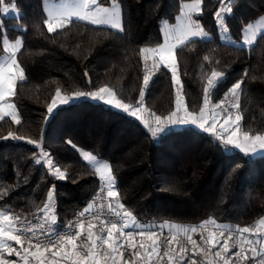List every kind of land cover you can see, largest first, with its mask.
<instances>
[{"label":"trees","instance_id":"trees-1","mask_svg":"<svg viewBox=\"0 0 264 264\" xmlns=\"http://www.w3.org/2000/svg\"><path fill=\"white\" fill-rule=\"evenodd\" d=\"M43 1L0 2V9L3 3L13 2L20 11L17 17H2L0 11V56L5 53V40L21 39L17 60L25 72V80L18 81L10 97L21 123H13L10 117L0 120V211L23 218L42 213L53 185L57 217L53 226H62L85 209L100 179L82 159L81 149L108 162L120 202L140 225L191 227L213 219L218 225L254 229L264 217V154L225 147L191 126L167 127L165 133L153 137L136 118L85 97L57 107L51 115L47 112L57 89L72 95L107 86L118 99L132 105L141 100L144 89L143 108L152 127L151 113L168 116L176 107L178 84L173 85L171 72L160 66L145 87L146 65L140 50L161 44V22L172 21L183 2L196 0H115L122 31L72 19L54 33L44 25ZM226 3L231 12L224 24L233 40H240L247 23L264 16V0ZM200 4L202 14L196 16L202 18L211 37L193 38L176 49L184 107L200 112L208 78L213 70L220 71L225 76L212 90L210 103H236L225 93L242 80L235 109L242 117L240 127L250 135L264 134V32L247 47L225 42L213 20L225 3L200 0ZM9 132L24 139H4ZM28 139L41 144L65 179L53 176L45 161L36 163L41 148L27 143ZM86 228L87 223L80 243L86 241ZM184 243L192 257L190 246Z\"/></svg>","mask_w":264,"mask_h":264},{"label":"snow or ice","instance_id":"snow-or-ice-1","mask_svg":"<svg viewBox=\"0 0 264 264\" xmlns=\"http://www.w3.org/2000/svg\"><path fill=\"white\" fill-rule=\"evenodd\" d=\"M2 2V0H0ZM221 4H224V0H219ZM191 11L202 14L200 0L192 5L188 6ZM4 13H7L9 9L7 7L0 9ZM231 12L230 7H223L221 10L215 13V17L218 22V27L224 28L227 32V28L224 24V17L227 13ZM77 18L82 21H88L94 25H107L112 29L122 31V24L120 20L119 5L113 0L111 8H102L98 0H71L70 4L62 5L59 9L53 8L48 11V19L44 21V25L49 33H54L58 29L64 28L67 24L72 23V19ZM249 29L252 25L249 24ZM207 33L200 27L199 22L192 19L191 15L187 16V23L178 29H170L165 34V40L163 44H160L157 48L152 49V60L153 67L159 70L161 64L163 67L167 68L172 75L173 85L181 84L178 78V67L176 62V49L183 47L186 42L193 38H204ZM225 37H221L224 39ZM255 39V32L248 38H246L243 43L250 44L252 40ZM22 48L21 39L17 38L15 43L11 46L8 45L7 40H5L4 51L10 54L9 60L6 63L0 64V120L5 117L11 116L13 123L20 124L21 121L17 116L15 105L8 103V99L15 95V87L18 81L22 82L25 80V72L17 60V53L20 52ZM141 55L147 60L145 55L146 49L141 48ZM156 54L159 55V60H156ZM207 59V57H205ZM147 69V66H146ZM87 75V73H86ZM225 74L220 71L213 70L211 76L208 78L207 86L204 88V105L207 106L210 103V96L212 90L223 80ZM151 76L148 74L147 70L143 77L145 87L149 84ZM242 80L237 81L232 84L225 93V97L228 98L231 94V99L235 100L236 103L230 105L233 109L239 108V91L242 87ZM144 89H141V100L137 101L136 105L130 103H125L121 99L116 97L113 90L107 86L100 87L97 91L91 93L77 92L74 94L73 98H80L85 95L90 96L94 100L103 101V103L114 107L115 109L122 110L129 115L136 117L137 119H142L138 113H141L145 109L143 108V97ZM70 102L69 98L61 95L59 89H57L55 96L53 97L51 103L47 107V112L49 115L59 106L67 104ZM224 101H220L219 104L213 106L209 111L207 107L200 108V113L196 114L189 112L184 107V101L180 91L176 93V107L168 116L161 117L155 113H151L154 117L157 127L153 128L149 119H143L142 122L146 128L152 133L153 137L157 133L165 131L167 127L185 125V124H198V127L203 129L205 132L213 134V136L222 142L226 147L232 145L245 153H255L257 151H264V134L250 135L247 131H241L240 121L242 119L241 115H235L233 119L232 113L229 111L228 107H222ZM219 109V111H217ZM183 111L184 115H180ZM226 113V114H225ZM223 123H219L220 120ZM167 121V124H165ZM11 137L12 139H24L15 135L12 132L8 133L7 139ZM27 143L34 144L41 148L42 159H37L36 163L40 164L46 161V164L51 171V174L57 179H65V173L57 167L50 157L48 152L43 151L41 144H38L32 139H28ZM71 144V141H69ZM75 147V145H73ZM84 159L89 163L95 165V171L99 176L100 181L105 186L106 199L108 213L111 216H115L118 219L112 220L110 218H101L97 215H92V219L88 221L86 228V240L87 243L83 245L86 249V254L81 249V244L79 241L82 239V234L85 231V221L82 219L76 225L75 233L71 232L60 234L58 237L53 232L51 228H48L46 224H29L24 220H21L20 216L17 214H10L5 211H0V264H17V261L8 260L4 257V253L9 256L16 255L23 261V264H32V261H36V264H60L57 260H48L45 253L51 252L53 257H60L63 261H69L70 264H129L127 260L124 259V252L121 248L124 246L123 242H127V247L133 250V256L139 257V261H133V264H140L141 261L147 259L151 262L155 257H160L161 250L165 245L172 246L179 244L178 236L183 235L187 241L191 244L192 249L197 253L203 252L204 249L201 248L197 241L192 238L191 233H195L199 229H207L208 225H215L216 231L208 233L207 240L201 234V240L209 245L210 247H215L220 244V238L225 237V232L227 231V237L223 239V244L220 246V251L215 253L216 257L223 260V264H230L231 255L229 240L233 241V246L239 245L240 250L234 255L241 262L249 259L244 255L246 248L253 253V259L255 257H260L258 264H264V220L260 221V225L254 232L249 227L240 228L237 231L240 233L238 237L233 235V231L229 226L217 225L215 220L208 219L201 223L199 226H182L177 224H163L159 227L161 229L168 228L171 234L170 239H162L161 236L152 229L145 230L143 225L136 222L132 213L125 209L124 205L120 202L119 192L116 190V179L113 175L112 168L108 163H100L97 161V157L89 152L82 153ZM54 188L49 190L47 194V202L45 203L43 209L44 217L50 224H55L57 222V217L53 212L54 204ZM101 197L105 196V192L102 191L99 194ZM92 205H89L83 212L80 213L81 217H85L91 212ZM100 207H104V199H101ZM93 220H97L99 224L93 223ZM99 226L100 232H106L107 235H101L94 232ZM41 230L42 236L47 237L46 239L42 236L37 235V229ZM135 229V231L133 230ZM31 233V235H29ZM245 233L250 235L245 236ZM147 238L151 243L145 245L141 242L139 248L143 249V253L137 250V243L135 241L136 236ZM255 235V239L252 238ZM9 242H14L15 245L21 246L20 248L13 247ZM25 243L28 244L24 247ZM101 245L106 246L108 251H105L101 255ZM259 245V247H257ZM55 249V251H53ZM150 249V251H149ZM174 248L168 247L163 250V256L168 257L169 264H177L173 259L172 252ZM186 248L183 246L179 247V253H185ZM179 253L177 255L179 256ZM119 254V255H117ZM31 258V259H30ZM182 260L183 257H180ZM185 264H188L185 261ZM191 264H197L196 261H192ZM211 264V262H210ZM235 264V262H232Z\"/></svg>","mask_w":264,"mask_h":264},{"label":"rangeland","instance_id":"rangeland-1","mask_svg":"<svg viewBox=\"0 0 264 264\" xmlns=\"http://www.w3.org/2000/svg\"><path fill=\"white\" fill-rule=\"evenodd\" d=\"M104 1H105V0H98V3H99V5H100L102 8H105V7H106V8H111V7H112V4H113V3H111V4H109V5H106V4L104 3ZM228 1H229V0H224V3H225V4L221 6L220 10H221L223 7H225V6L228 7V4L226 3V2H228ZM70 3H71V0H44V1H43V5H44V13H45V17H46V19H48V11H49L50 9H53V8L59 9L62 5L70 4ZM192 4H194V3H193V2H183V3L181 4L180 10H179L178 13L175 15V17H174V19H173L172 21H164V20H163V21L161 22V26H160V28H161V33H162V43H161V44L164 43V40H165V34H166L170 29H178V28H181V27H183V26L187 23V16H188L189 14L191 15V17H192L193 20L199 22L200 27H201V28L207 33V36L204 37V38H209V37H211V33H210L209 29L206 27L205 23L202 22V18L197 17L196 15H197L198 13H197V12H194V11H191L190 8L188 7L189 5H192ZM5 7H7V8L9 9V11H8L7 13H4L3 11H1V16H2V17H6V16H15V17H17V16L20 14L19 9L17 8V6H16L13 2H10V3H3V4L1 5V9H3V8H5ZM119 11H120V10H119ZM73 19H77V18H73ZM78 20H79V19H78ZM120 20H121V17H120ZM213 20H214V22H215V24H216V26H217V29H218V35L220 36V38H221V37H225L224 39H221V40H223V41H225V42L233 43V44H236V45H241V46H246V47H247V46H249L250 44H252V43L254 42L255 39L252 40V42H251L250 44H245V43H243V41H244L246 38L250 37V36L252 35L253 32H255V38H256L261 32H264V16H260V17H258V18H256V19L250 21L249 23H247V25L244 27V29H243V31H242V37H241L240 40H238V41H237V40H233V39L229 36L228 32H225L224 28L218 27V22H217V19H216L215 15H214V17H213ZM84 22L89 23L88 21H84ZM90 24H91V23H90ZM249 24L252 25V28H251V29H249V27H248ZM99 26H107V25H99ZM108 27H109V26H108ZM204 38H201V39H204ZM14 43H15V41H13V42H8V45L11 46V45L14 44ZM159 45H160V44H159ZM159 45L154 46V47H145V48H144V49H146V53H145V55H146L148 58H147V60H145L144 57L142 56V59H143L145 65L147 66V69H146V70H147V72H148L149 75H151V74L153 73V71L156 69V68L153 67V60H152L153 53H152L151 50L157 48ZM9 57H10V54H9L8 52H5L2 56H0V64H3V63L8 62ZM156 60H157V61L159 60V55H158V54H156ZM160 66H163V64H161ZM95 91H97V90H95ZM177 91H180V92H181V89H180V87H179V84L176 86V93H177ZM93 92H94V91H93ZM61 95L64 96V97H66V98H69V99H70V102L74 101L75 99H78V98H73V97H74V94H72V95H67V94H62V93H61ZM54 96H55V94H54ZM54 96H53V97H54ZM83 97H85V98H87V99H89V100H92V101H98V102H102V103H103V101L94 100V99H92V98H91L90 96H88V95H85V96H83ZM80 98H81V97H80ZM52 99H53V98H52ZM51 101H52V100H51ZM7 102H8V103H12L11 100H10V97H9V99H8ZM70 102H69V103H70ZM50 103H51V102H50ZM67 104H68V103H67ZM104 104H105V103H104ZM218 104H219V103H218ZM63 105H65V104H63ZM106 105H107V104H106ZM230 105H231V103L224 102V105H222V107H223V106H224V107H228V109H229V111L232 113V117H233V119H234V118H235V115H237V113H236V110H235V109H233V108L230 107ZM59 106H61V105H59ZM59 106H58V107H59ZM108 106H109V105H108ZM213 106H214V105H212L211 103H209L207 106H205V105H204V102H203V105H202V107H207V109H208L209 111L213 108ZM109 107L115 109V108L112 107V106H109ZM14 110H15V109H14ZM115 110H118V109H115ZM15 111H16V110H15ZM118 111L123 112L122 110H118ZM217 111H219V109H217ZM16 113H17V112H16ZM123 113H125V112H123ZM199 113H200V112H198V113H194V114H196V115L198 116ZM48 114H49V113H48ZM125 114L129 115L128 113H125ZM225 114H226V113H225ZM138 115L141 116L142 119H137L136 117H134V118H136L138 121H140V122L143 124L142 120H143V119H146L145 110L142 111L141 113H138ZM180 115H184L183 111H181ZM129 116H131V115H129ZM9 117L11 118V116H9ZM131 117H133V116H131ZM154 122H155V119L153 120V123H154ZM219 123H223V120L221 119V120L219 121ZM165 124H167V121H165ZM143 125H144V124H143ZM183 126H191V127H193V128H196V129H198V130H200V131L206 133V134H210L211 136H213V134L208 133V132H205L203 129L199 128V127H198V124H185V125H178V127H183ZM155 127H157L156 122L153 124V128H155ZM240 129H241V127H240ZM166 130H167V129H165V131L160 132V133H165ZM241 131H243V130L241 129ZM158 134H159V133H158ZM213 137H214V136H213ZM214 138H215V137H214ZM215 139H216V138H215ZM231 146H232V145H231ZM233 147H234V146H233ZM234 148L237 149V150H239L240 152H242V153H244V154H255V155L264 154V151H257V152H255V153H252V152L245 153V152L241 151L240 149H238V148H236V147H234ZM83 152H88V151H85V150H81V149H79V153H80L82 159H83L87 164H89L90 166H92V167L95 169V165H94V164L89 163L88 161H86V160L84 159V157H83V155H82ZM89 153H90V152H89ZM91 154H92V153H91ZM92 155H94V154H92ZM94 156H96V155H94ZM96 157H97V156H96ZM40 159L43 160L42 156L40 157ZM97 161L100 162V163H108L106 160L101 159V158H99V157H97ZM45 164H46V161H45ZM46 166H47V164H46ZM47 168H48V166H47ZM48 170H49V168H48ZM49 171H50V170H49ZM50 172H51V171H50ZM261 220H264V217L260 218V220H259V222L257 223L256 227H255L254 229H252L254 232L257 230L258 226L260 225V221H261ZM136 222H137V221H136ZM137 223H138V222H137ZM96 224H98V223H96ZM139 224H140V223H139ZM163 224H166V223H163ZM163 224H162V225H163ZM167 224H170V223H167ZM160 225H161V224H159L158 226H150V225L148 226V225H147V226H144V227H145V230H147V229L155 230V231L161 236L162 239H170V238H171V234H170V232H169V229H168V228H163V229H161V228L159 227ZM217 225H218V224H217ZM225 226H229V225H225ZM189 227H190V226H189ZM229 227L232 229V231H233V235H234V236L238 237V236L240 235V233L237 231V230L240 229V228H235V227H233V226H229ZM94 230H96V233H99V234H101V235H104V236L107 235L106 232H103V233L100 232V228H99V226H98L96 229H94ZM133 230L135 231V229H133ZM212 231H216V227H215V225H208L206 230H204V229H198L197 232H195V233H191L192 238L195 239V240L197 241L198 245H199L201 248L204 249L203 252L197 253L195 250H193L191 244L187 241V239H186L183 235L178 236V240H179V242H180L179 244H175V242H174V244H173L172 246L165 245L163 249H166V248H168V247H172V248H174V251L172 252V256H173V259L177 262V264H185V261H187L188 264H191L192 261H196L197 264H210V262H211V264H223V260H221L219 257H216V256H215V253H216L217 251H220V246L223 244V239L227 237V231L225 232V237H221V238H220V244H217L215 247H210L209 245L205 244V243L201 240V234L204 236V239L207 240V238H208V233H209V232H212ZM164 232H166V234H164ZM244 235H245V236H248V235H250V234H249V233H245ZM164 236H166V237L164 238ZM252 238L255 239V238H256L255 235H252ZM135 241H136V243H137V250L141 251V253H143L144 250L139 248V244H140L141 242H143V243H145V245L147 246V245H149V244L151 243L150 241L147 240L146 237L143 238V240H142V238H141L140 236H138V235L135 237ZM184 241H186L187 244L190 246V251H191L190 254H192V255H191L192 257L188 256V254H187V245H186V243H184ZM9 243H11V244L13 245V247H16V248H20V247H21V246H19V245H15L14 242H9ZM79 243H80V242H79ZM86 243H87V240L83 243V245L86 244ZM123 243H124V246L121 248V251L124 252V259L127 260V261L129 262V264H133V261H139L140 258H139V257H134V256H133V250L127 247V242L125 241V242H123ZM80 244H81V243H80ZM229 245H230V253H229V255H231V261H230V264H232V262H235V264H241V263H240L241 261H239V260L237 259V257L234 255V253H236V252H238V251L240 250L239 245H235V246H233V241H232L231 239L229 240ZM27 246H28V245H24V247H27ZM180 246H183V247L186 248V252H185V253H179V247H180ZM257 247H259V245H257ZM81 249H82V251L86 254V249L83 248L82 245H81ZM54 251H55V250H54ZM100 251H101V255H103V253H104L105 251H108V249L106 248V246L101 245V250H100ZM149 251H150V249H149ZM161 252H162V251H161ZM162 253H163V252H162ZM177 253H179V256L177 255ZM51 255H52V253H50V252L45 253V256H46V258H47L48 260H57V261H60V264H64L65 261L61 260L59 257H54V258L52 259V256H51ZM117 255H119V254H117ZM244 255H246L247 257H249V259H247V260L244 261V264H258L260 257L257 256V257H255V259H253V258H252V257H253V253H252L250 250H247V248H246V251H245ZM187 256H188V257H187ZM196 256H198V257H196ZM4 257H5L6 259H8V260H14V261H17V264H23V261H21L20 258H19L18 256L14 255V254L11 255V256H9L7 253H4ZM164 257L167 259L166 262H165V261L162 259V257L160 256V257H155V258L153 259V261H151V262L147 261V259H146V260H144V261H141L140 264H148V263H154V264H169V259H168V257H166V256H164ZM180 257H183V259L181 260ZM186 257H187V258H186ZM185 258H186V259H185ZM30 259H31V258H30ZM163 262H164V263H163ZM32 264H36V261L33 260V261H32ZM65 264H66V263H65ZM67 264H68V263H67Z\"/></svg>","mask_w":264,"mask_h":264},{"label":"built area","instance_id":"built-area-1","mask_svg":"<svg viewBox=\"0 0 264 264\" xmlns=\"http://www.w3.org/2000/svg\"><path fill=\"white\" fill-rule=\"evenodd\" d=\"M102 191L105 192L104 197H101L99 195ZM101 199H104L103 209H101V207H100ZM107 203H108V201L106 199L105 186L100 181L96 193L94 194V196L92 197V199L89 202V205L93 206L91 209V212L89 214H87L85 217H81L80 213L83 212L86 208H88L89 205L85 209L77 211L72 217H70L66 222H64L62 226H59V227H55V226L51 225L50 223L46 222L44 220V216L41 212L35 213V215H33L32 217H27V218L20 217V218H21V220H24L25 222L29 223L30 225L31 224H46L47 227L45 228V231H47L48 228H51L53 230V232L56 234V236L58 237L60 234H64V233H68V232H71L72 234H74L75 230H76V225L80 222V220L83 219L85 221V224H86V223H88L89 220L92 219V215H97V216H100L101 218H110L112 220H117L118 219L117 217L111 216L110 213H108ZM92 222L99 223L97 220H93ZM36 231H37L38 236H42L41 230L39 228ZM29 235H31V233H29ZM42 238L46 239L47 237L42 236ZM25 244H27V243H25ZM150 264H154V263H150Z\"/></svg>","mask_w":264,"mask_h":264},{"label":"crops","instance_id":"crops-1","mask_svg":"<svg viewBox=\"0 0 264 264\" xmlns=\"http://www.w3.org/2000/svg\"><path fill=\"white\" fill-rule=\"evenodd\" d=\"M249 155H255V154H249ZM98 175V174H97ZM99 177V176H98ZM42 214H43V212H42ZM44 216V215H43ZM47 222V221H46ZM48 223H50V222H48ZM51 225H53V224H51ZM82 244V247H83V243H81ZM60 258V257H59ZM53 259V258H52ZM61 259V258H60Z\"/></svg>","mask_w":264,"mask_h":264}]
</instances>
